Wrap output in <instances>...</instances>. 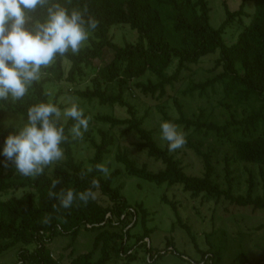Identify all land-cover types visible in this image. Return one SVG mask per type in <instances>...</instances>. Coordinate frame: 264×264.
<instances>
[{"label":"trees","instance_id":"1","mask_svg":"<svg viewBox=\"0 0 264 264\" xmlns=\"http://www.w3.org/2000/svg\"><path fill=\"white\" fill-rule=\"evenodd\" d=\"M240 1L239 9L233 11L223 3L225 20L217 28L210 25L207 0H45L44 6L28 14L29 24L43 20L47 7L56 3L67 10H80L85 19H96L97 27L77 54L57 56L42 68L39 81L33 82L21 99L0 100V143L14 131L13 127L19 128L12 123L3 125L6 113L25 117L27 109L40 102L63 109L69 106L61 101L66 94L80 110L84 109L88 129L78 140L68 136L61 145L62 159L45 167L40 176L29 178L11 164L0 166V255L19 246L13 264H62V256L54 258L48 245L58 236H70L74 242L80 231L86 230L94 233L92 248L78 256H73L72 250L66 264H109L112 260L131 264L139 251L148 254L145 264H155L168 253L178 257L174 264H223L225 242H214L212 233L205 232L201 243L179 215L178 203L166 195L162 201L175 216L172 230L176 226L183 230L197 256L177 251L171 240L164 250L154 251L150 236L155 228L149 227L154 212L142 202L129 204L122 194L121 170L103 162L113 151L115 162L128 177L156 186H178L200 203L227 205L226 211L228 207L248 208L252 213L264 211V0ZM246 2L255 5L251 17L244 11ZM244 16H249L247 23H243ZM232 21L243 29L228 45L223 35ZM116 25H127L135 32V40L115 43L111 29ZM217 51L206 69L210 76L203 81L190 80L196 72L190 67ZM107 52L112 56L108 62ZM170 66L173 70L168 72ZM187 79L181 95L191 100L197 96L202 101L218 95L225 120L216 121L201 107L197 113H186L170 92H178ZM58 84L66 88L51 93L49 88ZM134 92L154 101L160 121L175 124L183 133L185 143L180 148L198 159L199 175L187 172L178 156L180 148L169 152L166 143L161 144L157 130L147 126L148 110L141 114L139 106L132 102ZM168 100L172 101L176 117L166 112ZM95 108L110 113L93 114L90 109ZM116 109H123L124 115L116 116ZM73 123L71 119L63 123L66 136ZM129 140L130 147L122 144ZM79 144L88 146L91 157L76 159L74 147ZM224 148L219 159V151ZM141 155L152 159L159 168L151 170L148 163L139 161ZM240 163L247 175L242 192L234 168ZM98 164L108 173L97 171ZM248 164L257 168L258 176ZM53 180L57 181L55 188ZM92 180L98 182L93 199L87 203L74 199L70 207L60 206L57 196L69 189L75 196L91 188ZM97 193L106 198L107 204L99 203ZM262 228L264 224L258 227ZM233 262L264 264V256L251 261L240 252Z\"/></svg>","mask_w":264,"mask_h":264},{"label":"rangeland","instance_id":"2","mask_svg":"<svg viewBox=\"0 0 264 264\" xmlns=\"http://www.w3.org/2000/svg\"><path fill=\"white\" fill-rule=\"evenodd\" d=\"M210 6V25L217 28L225 20V10L223 3H226L228 8L233 11L240 7V0H207ZM244 11L251 17L255 11V5L253 2H246ZM243 23L249 21V16L243 17ZM243 29V26L237 21H232L227 27L223 39L226 44H232L235 42L237 34ZM111 33L114 35V42L122 45L124 42H133L136 38V34L127 25H116L111 29ZM218 51L209 55L202 63L198 65H192L190 68L195 69V73L190 77V80L194 82L203 81L210 75L206 72V69L212 65L211 60L217 57ZM111 54L107 52L105 54V61L108 62L111 59ZM173 70V66H170L168 72ZM189 79L182 83L178 87V92L171 93V96L178 102L183 104L184 110L188 115L197 113L198 108H204L206 112L210 113L213 118L220 122L226 119V112L218 105L220 97L211 95L208 101L199 100L194 97L193 100L184 98L180 92L185 90ZM66 88L65 84H58L54 87H50L51 93H55L59 88ZM211 94V93H210ZM132 102L138 105L141 114L148 110L147 126L151 129L157 130V138L159 137V124L161 123L160 117L156 113L155 102L150 99H144L139 93L134 92L132 94ZM172 100V99H171ZM168 100L165 103L166 112L176 117L177 113L172 105V101ZM62 102H65L69 106L75 103L74 99L68 94L61 98ZM76 104V103H75ZM84 109L81 111L83 112ZM95 114L97 111L103 113H110L107 109H90ZM116 116H123V109L115 110ZM22 116L6 113L3 119V125L8 126L13 124L17 127H21L24 123ZM94 125V124H93ZM156 139V138H155ZM157 140V139H156ZM122 142L124 146L130 147V142ZM163 145L165 142L159 140ZM160 145V144H159ZM224 149L219 151V159H221ZM75 157L78 160H86L91 157L92 151L87 145L79 144L74 147ZM113 151L106 155L104 158V165L110 164L112 168L121 170L119 181L123 184L122 194L129 204L134 205L136 202H142L145 207L154 212L153 219L149 222V227L155 228L154 232L150 236V245L152 249L164 250L166 248L167 241H172L173 246L179 252H185L190 257H196L197 254L193 249V245L188 241V237L180 227H175L172 230V224L175 222V216L170 206L162 201L163 195H166L170 200L177 202V210L183 221L187 222L198 235L201 243H203V234L212 233L211 240L217 241L223 240L227 246V249L223 252V264H235L233 262L234 257L244 252L247 257L253 261L264 256V228L258 229L259 225L264 224V211H257L252 213L250 209L232 210L228 207L226 211L225 204H215L213 202L200 203L199 200H193L191 197L183 193L178 186L168 188L166 184L156 186L148 183L142 179L135 177H128L123 172V167L115 162L113 157ZM178 156L182 158L183 163L187 167V172L191 175H199L201 166L198 159L189 151L180 148ZM139 161L149 164L151 170L159 168L158 164H154L153 160L145 159L144 155L139 157ZM87 165V162H85ZM242 163L234 166L236 170V176L241 182V192L244 191L247 175L244 172ZM248 168L254 170V174H257V168L248 164ZM161 168V167H160ZM20 193V192H17ZM96 199L102 205L107 204L106 198L102 197L100 193L95 194ZM199 211L197 213L196 211ZM94 233L91 231L81 230L76 240L72 242L70 236H58L52 243L48 245V249L51 251L52 256H62V264H66L69 260V254L73 250V256L88 252L92 248ZM19 246L11 248L7 252L0 255V264H13L16 260V250ZM148 259V254L145 251H139L138 258L131 264H145ZM178 261L172 253L162 255L155 264H174ZM109 264H124L123 261L112 260Z\"/></svg>","mask_w":264,"mask_h":264},{"label":"clouds","instance_id":"3","mask_svg":"<svg viewBox=\"0 0 264 264\" xmlns=\"http://www.w3.org/2000/svg\"><path fill=\"white\" fill-rule=\"evenodd\" d=\"M44 5L45 0H0V100L21 99L33 82L39 81L42 68L57 56L77 54L97 27L96 19H85L80 10H67L56 3L47 7L43 20L29 24L28 14ZM68 119L74 123L66 136L62 125ZM13 129L0 143V166L11 164L20 175L31 178L62 159V143L68 136L80 139L88 129V118L75 103L61 109L53 103L40 102L30 106L22 126ZM159 137L169 152L185 143L183 133L167 121L159 124ZM96 169L108 173L103 165L98 164ZM51 183L55 188L57 181ZM96 187L98 182L92 180L91 188L75 196L69 189L56 198L63 208L70 207L74 199L87 203L94 198Z\"/></svg>","mask_w":264,"mask_h":264}]
</instances>
